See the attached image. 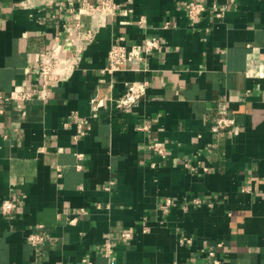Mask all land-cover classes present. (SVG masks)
<instances>
[{"label": "crops", "instance_id": "obj_1", "mask_svg": "<svg viewBox=\"0 0 264 264\" xmlns=\"http://www.w3.org/2000/svg\"><path fill=\"white\" fill-rule=\"evenodd\" d=\"M115 1L102 21L83 0H0V94L29 86L42 50L96 32L49 98L0 102V264H264V0H195L196 18L193 0ZM150 37L160 50L106 70L113 44ZM227 115L234 132L212 130Z\"/></svg>", "mask_w": 264, "mask_h": 264}, {"label": "built area", "instance_id": "obj_2", "mask_svg": "<svg viewBox=\"0 0 264 264\" xmlns=\"http://www.w3.org/2000/svg\"><path fill=\"white\" fill-rule=\"evenodd\" d=\"M62 1V0H53ZM70 5L71 9H74L75 0H66ZM233 1V0H232ZM83 9L88 10L93 17H100V20H105L106 17L117 15L121 11V5L115 0H83ZM188 11L192 18L199 16L204 10L205 5L202 2L191 1L187 5ZM96 32L93 29L86 31L79 30L75 39L80 40H91ZM74 39H69L63 44L53 43L52 46L42 50L39 54V59L33 69V78L30 80L28 87L18 90L14 95L6 96L0 94V102L13 100L19 109L24 110L26 103L34 99L35 96L42 99H47L51 96L53 88L60 82L69 78L72 72L75 70V66L82 59V52L84 47ZM162 42L159 38L150 37L146 38L141 43H135L131 45H125L122 43H115L112 45L109 51V64L106 68L107 71L116 72L126 70L130 68V64L134 61H144L151 52L160 50ZM148 88L147 81L140 82H127L125 93L116 101V107L118 109H128L136 105L146 94ZM102 98L97 94L92 99L93 108H98L102 105ZM5 109L3 106L0 107V113H4ZM83 124V122H82ZM236 129V120L230 116H221L217 123L212 127V130L216 132L226 131L229 133L234 132ZM155 150L157 149L160 153L163 149L158 145L152 146ZM196 203H201V199H196ZM171 204L169 200L164 205L167 207ZM13 207V200L7 199L1 205L3 212L9 213ZM123 238H130L131 232L125 231L122 233ZM29 241L33 244H38L44 237L38 233H32L29 235ZM106 254L110 259H114V254L111 246L108 244L105 247ZM214 254L213 251L210 252ZM85 264H93L88 260H85ZM216 260L213 264H219Z\"/></svg>", "mask_w": 264, "mask_h": 264}]
</instances>
